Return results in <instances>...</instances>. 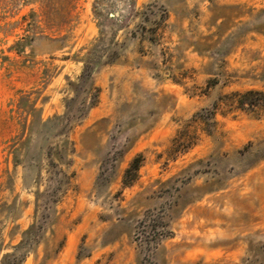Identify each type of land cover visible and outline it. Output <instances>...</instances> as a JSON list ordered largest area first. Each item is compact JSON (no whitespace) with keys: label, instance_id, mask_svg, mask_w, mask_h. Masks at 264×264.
<instances>
[{"label":"rangeland","instance_id":"obj_1","mask_svg":"<svg viewBox=\"0 0 264 264\" xmlns=\"http://www.w3.org/2000/svg\"><path fill=\"white\" fill-rule=\"evenodd\" d=\"M250 91L264 0H0V264H264Z\"/></svg>","mask_w":264,"mask_h":264},{"label":"trees","instance_id":"obj_2","mask_svg":"<svg viewBox=\"0 0 264 264\" xmlns=\"http://www.w3.org/2000/svg\"><path fill=\"white\" fill-rule=\"evenodd\" d=\"M246 95H256V96H258V97H263V96H264L263 93H261V92H252V91L247 92ZM259 101H260V100H257V102H255V103H259ZM243 105H244V103H243ZM250 105H253V104L251 103ZM136 163H137V162H136V160H135V162H134V164H133V167H137V166L135 165ZM135 169H136V168H135Z\"/></svg>","mask_w":264,"mask_h":264}]
</instances>
